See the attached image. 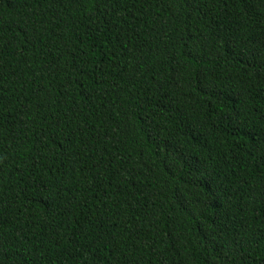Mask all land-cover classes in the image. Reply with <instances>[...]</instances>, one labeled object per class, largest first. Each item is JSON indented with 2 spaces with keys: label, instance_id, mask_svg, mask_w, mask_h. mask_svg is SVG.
<instances>
[{
  "label": "trees",
  "instance_id": "16d2710c",
  "mask_svg": "<svg viewBox=\"0 0 264 264\" xmlns=\"http://www.w3.org/2000/svg\"><path fill=\"white\" fill-rule=\"evenodd\" d=\"M0 264H264V0H0Z\"/></svg>",
  "mask_w": 264,
  "mask_h": 264
}]
</instances>
